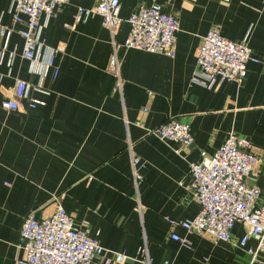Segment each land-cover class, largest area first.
Instances as JSON below:
<instances>
[{"label": "crops", "instance_id": "1", "mask_svg": "<svg viewBox=\"0 0 264 264\" xmlns=\"http://www.w3.org/2000/svg\"><path fill=\"white\" fill-rule=\"evenodd\" d=\"M155 3L179 21L175 57L123 50L124 103L111 93L113 78L106 71L111 37L102 18L74 22L78 8H93L96 0H69L54 19L41 17L47 45L62 48L55 57V80L51 71L45 78L38 74L44 52L36 64L22 58L23 40L16 32L7 49H0V264L24 257L19 232L27 214L44 219L58 207L106 250L128 256L125 264H139L145 238L154 264H264V254L253 260L248 253L256 240L240 247L246 234L241 224L224 243L169 223L198 216L190 164L213 155L231 133L251 141L260 162L249 183L264 189V0H120L117 42L127 39L133 11ZM0 25H12L10 0H0ZM210 30L248 42L259 60L248 65L241 85L225 82L207 89L192 83ZM17 79L41 85L45 93L31 89L18 111L7 112L1 103L12 96ZM31 99L44 106L30 109ZM169 118L191 125L193 143L187 150L146 132ZM128 140L146 164L138 191ZM172 235L188 239L190 248Z\"/></svg>", "mask_w": 264, "mask_h": 264}, {"label": "built area", "instance_id": "2", "mask_svg": "<svg viewBox=\"0 0 264 264\" xmlns=\"http://www.w3.org/2000/svg\"><path fill=\"white\" fill-rule=\"evenodd\" d=\"M68 1L10 0L12 25H0V49H7L12 33L16 32L23 40L22 58L36 64L38 54L44 52L45 59L40 63L38 74L40 78H45L51 71L55 80L59 74L55 57L62 48L47 45L42 36L40 19H54ZM120 9V0H96L93 8H78L74 22L85 24L94 15L102 18L103 26L111 37V53L106 66V71L113 78L111 93L124 103L126 82L122 74L121 52L139 50L174 58L179 21L166 13L161 4L140 5L128 20L130 30L127 39L119 43L116 35L122 24ZM16 25H22L23 29L16 31ZM250 63L259 64V60L253 56L248 42H234L219 31L210 30L197 54L192 83L207 89L225 82L241 85L248 75ZM31 89L45 93L41 85L32 87L23 80H15L12 96L2 101L1 108L7 112L18 111L20 101L27 98ZM38 106H44V102L31 99L28 103L30 109ZM143 112L147 113L148 109L144 108ZM135 125L143 128L142 122ZM146 132L163 142L179 144L181 151L187 150L193 143L191 125L175 118H169L156 128L146 129ZM252 147L249 139L231 133L213 155L203 154L201 162L191 163V189L200 212L192 220H170L169 223L181 227L188 234H208L215 241L224 243L231 242L233 229L241 224L246 228V234L239 245L245 248L251 239L256 240L257 247L248 251L256 260L259 254H264V189L249 183L254 168L260 162L252 153ZM126 151L130 157L132 182L138 191L144 180L146 164L134 152L131 140H128ZM136 205L141 213L144 207L139 200ZM19 239L24 257L16 264H98V258H103L102 264H125L130 259L125 254L106 250L97 239L77 227L73 218L61 207L44 219H37L34 212L27 214ZM172 239L183 247L191 246L186 238L172 235ZM137 262L154 264L146 238ZM162 264L171 263L165 261Z\"/></svg>", "mask_w": 264, "mask_h": 264}]
</instances>
